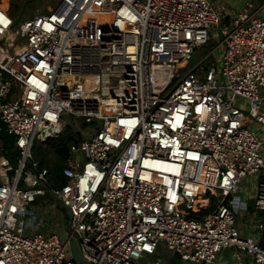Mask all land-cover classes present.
<instances>
[{
	"label": "built area",
	"instance_id": "obj_1",
	"mask_svg": "<svg viewBox=\"0 0 264 264\" xmlns=\"http://www.w3.org/2000/svg\"><path fill=\"white\" fill-rule=\"evenodd\" d=\"M69 125L62 184L33 149ZM2 131L17 156L0 149V264H82L73 242L88 264H165L161 245L264 264V0H60L19 25L0 8ZM46 196L71 213L65 241L31 210Z\"/></svg>",
	"mask_w": 264,
	"mask_h": 264
},
{
	"label": "rangeland",
	"instance_id": "obj_2",
	"mask_svg": "<svg viewBox=\"0 0 264 264\" xmlns=\"http://www.w3.org/2000/svg\"><path fill=\"white\" fill-rule=\"evenodd\" d=\"M59 1L60 0H0V7H2L4 5L3 3H5V5H7L6 10L8 9L10 16L16 21L17 25H19L20 23L28 19H31L37 14L47 13V11L51 7H55V5H57ZM211 1L217 2V0H211ZM245 1L246 0H243V2ZM247 1H252V0H247ZM13 36L16 41L20 40L19 32L13 33ZM217 36L218 35L216 33H213L210 44L202 48L200 51H198L195 54L193 60L185 62L182 66L179 67V71L181 75L185 74L195 65H197L203 58H205L208 54L211 53V51L217 45V41H216ZM13 99L14 97L10 98V100ZM82 129L83 126L80 125V130ZM76 131L77 128L75 126L69 125L65 128L61 137L63 136H70L71 138L75 137V139L71 143L74 142L79 143L80 138L78 133H76ZM52 143H50V145L48 146L36 143L33 149V154L35 161L45 162V163L47 162L46 167L50 169L52 175H55L53 173V168L56 161L54 159L55 157L53 153L51 152ZM61 169H62V165H61ZM253 185L254 184L252 181L250 180L245 181L244 191H241V195L244 199L248 201L249 208L247 210H241L240 213L237 215L238 224H246L249 227L253 226L258 220H263V215L255 210L254 201L251 199L253 194ZM214 205L215 204L213 201L212 206ZM31 210L37 212V217L39 215L38 218H42V220L44 219V221H46L47 227L50 226L52 229H55L56 232L60 235L62 241L66 240L67 231L64 227H62V225L68 223L69 216L66 209L58 201H56L55 199L49 196H46L39 199L36 203L32 204ZM207 212L209 211H205L204 213ZM60 228L61 230L59 231ZM155 254L157 256L164 257L166 264H182V262L178 261L179 259L177 256L173 260L174 263L171 262V260L166 255V250L163 245L159 246Z\"/></svg>",
	"mask_w": 264,
	"mask_h": 264
},
{
	"label": "trees",
	"instance_id": "obj_3",
	"mask_svg": "<svg viewBox=\"0 0 264 264\" xmlns=\"http://www.w3.org/2000/svg\"><path fill=\"white\" fill-rule=\"evenodd\" d=\"M1 8L7 7L5 3ZM75 139V137L63 136L57 141L51 144V152L54 155V159L56 161L53 173L55 174L56 179L63 184L65 180L61 177V164L66 160L69 155V146L72 144L71 142ZM77 141V139H76ZM71 143V144H70ZM0 149L5 157H7L11 163L16 164V156L17 152L14 148V137L8 135L5 131L0 132ZM42 166H46L47 162H41ZM208 205V201L205 199L199 200L195 209H199L200 207H206Z\"/></svg>",
	"mask_w": 264,
	"mask_h": 264
},
{
	"label": "crops",
	"instance_id": "obj_4",
	"mask_svg": "<svg viewBox=\"0 0 264 264\" xmlns=\"http://www.w3.org/2000/svg\"><path fill=\"white\" fill-rule=\"evenodd\" d=\"M222 1H224L226 4H228L231 7H237V8H241L246 2H248L247 0L245 2H243V0H222ZM166 255L171 260V262H173L174 258L177 256L175 254L169 253L167 250H166ZM178 259H179L178 260L179 262H182L179 257H178ZM164 261H165V258H164ZM165 264H166V262H165ZM215 264H234L232 262V257L230 256V252L229 251L222 252V254L218 257Z\"/></svg>",
	"mask_w": 264,
	"mask_h": 264
},
{
	"label": "water",
	"instance_id": "obj_5",
	"mask_svg": "<svg viewBox=\"0 0 264 264\" xmlns=\"http://www.w3.org/2000/svg\"><path fill=\"white\" fill-rule=\"evenodd\" d=\"M68 216H69V218L71 219V213L69 212V210H68ZM72 253H73V258H74L75 261H78V262H80V263H82V264H88V263L83 259V257H82V255H81V253L79 252V250H78V248H77L75 242L72 243ZM182 264H185V263L183 262ZM186 264H188V263H186Z\"/></svg>",
	"mask_w": 264,
	"mask_h": 264
},
{
	"label": "bare ground",
	"instance_id": "obj_6",
	"mask_svg": "<svg viewBox=\"0 0 264 264\" xmlns=\"http://www.w3.org/2000/svg\"><path fill=\"white\" fill-rule=\"evenodd\" d=\"M1 8V7H0ZM3 11H8V9L6 10V7L5 8H1ZM96 15H99V16H102L103 15V13H106V14H108V12H105L104 10H96L95 12H94ZM20 45V44H19ZM216 195H217V193L216 192H214Z\"/></svg>",
	"mask_w": 264,
	"mask_h": 264
}]
</instances>
